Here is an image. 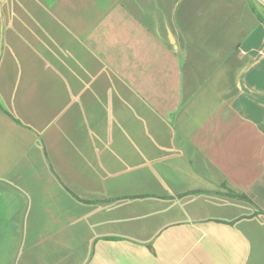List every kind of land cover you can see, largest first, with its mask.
<instances>
[{
  "label": "crops",
  "instance_id": "0c3cea01",
  "mask_svg": "<svg viewBox=\"0 0 264 264\" xmlns=\"http://www.w3.org/2000/svg\"><path fill=\"white\" fill-rule=\"evenodd\" d=\"M252 3L0 0V264H264Z\"/></svg>",
  "mask_w": 264,
  "mask_h": 264
},
{
  "label": "trees",
  "instance_id": "16d2710c",
  "mask_svg": "<svg viewBox=\"0 0 264 264\" xmlns=\"http://www.w3.org/2000/svg\"><path fill=\"white\" fill-rule=\"evenodd\" d=\"M249 3L251 4V7L253 8V10H255L258 18L262 21L263 20V16L256 11V8H255L254 4L252 3V0H249ZM241 197H243V196H241Z\"/></svg>",
  "mask_w": 264,
  "mask_h": 264
}]
</instances>
